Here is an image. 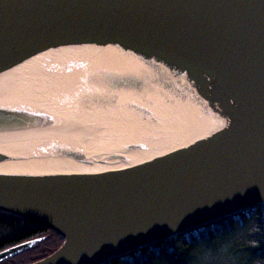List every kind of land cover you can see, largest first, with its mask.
<instances>
[{
	"label": "water",
	"instance_id": "1",
	"mask_svg": "<svg viewBox=\"0 0 264 264\" xmlns=\"http://www.w3.org/2000/svg\"><path fill=\"white\" fill-rule=\"evenodd\" d=\"M262 206L264 0H0V212L63 239L31 264Z\"/></svg>",
	"mask_w": 264,
	"mask_h": 264
},
{
	"label": "trees",
	"instance_id": "2",
	"mask_svg": "<svg viewBox=\"0 0 264 264\" xmlns=\"http://www.w3.org/2000/svg\"><path fill=\"white\" fill-rule=\"evenodd\" d=\"M36 239L42 240L19 255L28 258L19 264L45 259L62 245L63 239L33 222L0 212V252ZM218 263L264 264V206L112 259L106 264Z\"/></svg>",
	"mask_w": 264,
	"mask_h": 264
},
{
	"label": "rangeland",
	"instance_id": "3",
	"mask_svg": "<svg viewBox=\"0 0 264 264\" xmlns=\"http://www.w3.org/2000/svg\"><path fill=\"white\" fill-rule=\"evenodd\" d=\"M46 240V239H45ZM46 242V241H44ZM34 247V246H33ZM32 247V248H33ZM31 249V248H30ZM28 250V249H27ZM26 251V250H25ZM24 252V251H23ZM22 252V253H23ZM20 253V254H22ZM20 254L16 255V256H13L12 258H9L10 261L6 262L7 264H19V263H22L25 258L28 259L27 257L25 256H19ZM30 256H33L32 254ZM8 260V259H7ZM219 264V263H218Z\"/></svg>",
	"mask_w": 264,
	"mask_h": 264
}]
</instances>
